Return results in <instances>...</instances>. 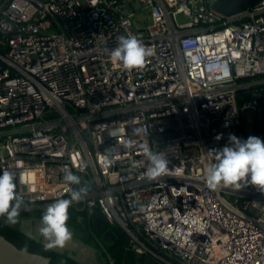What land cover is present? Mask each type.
Instances as JSON below:
<instances>
[{
	"label": "built area",
	"instance_id": "2783aa9c",
	"mask_svg": "<svg viewBox=\"0 0 264 264\" xmlns=\"http://www.w3.org/2000/svg\"><path fill=\"white\" fill-rule=\"evenodd\" d=\"M212 2L0 0V170L18 211L85 188L69 206L152 264H264V192L205 183L242 113L264 109V0L229 18ZM122 35L152 50L142 66L110 56ZM145 143L170 161L152 180Z\"/></svg>",
	"mask_w": 264,
	"mask_h": 264
},
{
	"label": "clouds",
	"instance_id": "9594fccd",
	"mask_svg": "<svg viewBox=\"0 0 264 264\" xmlns=\"http://www.w3.org/2000/svg\"><path fill=\"white\" fill-rule=\"evenodd\" d=\"M151 51L134 35H122L118 45L110 50V56L113 60L121 61L125 67L132 68L142 66ZM227 140L226 144L215 151L214 162L206 166V185L211 189L221 185L240 189L245 184H251L264 192V140L256 135L241 138L234 133H229ZM144 153L150 161L145 173L148 179H156L168 171L170 161L162 154L151 151L147 143L144 145ZM64 180L78 184L80 178L67 171ZM85 191V188L74 189L70 192V198L57 199L45 208L39 231L50 245L62 246L70 239L71 231L66 223L68 207L73 200H79ZM19 204L20 196L13 175L7 169L0 170V215L14 223Z\"/></svg>",
	"mask_w": 264,
	"mask_h": 264
},
{
	"label": "water",
	"instance_id": "95a60500",
	"mask_svg": "<svg viewBox=\"0 0 264 264\" xmlns=\"http://www.w3.org/2000/svg\"><path fill=\"white\" fill-rule=\"evenodd\" d=\"M260 0H213L211 7L222 16L229 18L233 16L240 15L241 13L247 11L254 5H256ZM123 9L128 12H132V7L130 4L126 3L123 5ZM134 16L130 17V22L133 28H138V22L135 21ZM90 217V215H88ZM102 218V217H101ZM105 219H101L104 224ZM41 220L39 218L23 217L19 220L17 224L9 222L3 215H0V222L5 225L17 229L19 232L24 234L27 238L33 240L34 242H39L41 246H44L51 250L52 252L58 254H65L69 259L79 263V264H115L113 259L110 257L108 252H106V258H101L100 261L96 258V249L90 245H85V252L82 254L81 247L73 246L70 242H79L77 237L80 235L77 230L71 231V237L62 246L50 245L48 240L39 231L41 227ZM106 235L112 237L113 234L109 231L105 233ZM86 251H90L87 254ZM82 254V258L79 256ZM92 254V255H91ZM0 264H51L49 259L35 253L29 252L26 248H17L11 242L6 240L0 235Z\"/></svg>",
	"mask_w": 264,
	"mask_h": 264
},
{
	"label": "trees",
	"instance_id": "16d2710c",
	"mask_svg": "<svg viewBox=\"0 0 264 264\" xmlns=\"http://www.w3.org/2000/svg\"><path fill=\"white\" fill-rule=\"evenodd\" d=\"M2 49L0 48V52ZM4 64L0 61V68H3ZM258 76H251L243 78L242 81L246 83H251L256 81ZM254 88V85H251L249 88L238 91V102L240 103L244 98L247 97L248 92ZM263 113L264 119V109L261 111ZM240 130L243 134V138H246L248 135H258V128L255 125L254 129L251 132H247L245 129V122L242 121L240 126ZM44 210H32L29 212L18 211V214L15 218V222L13 224H17L19 220L23 217H32L41 219ZM4 216V215H3ZM86 217L87 214L85 212H81L73 207H68V219L66 221L67 225H72L77 222L79 217ZM5 217V216H4ZM113 230L119 236V241L116 247L110 251V257L113 259L115 264H141L139 258L143 256H137L134 253L127 251L124 249L125 243V234L121 232L118 228L113 227ZM0 235L3 236L6 240L11 242L17 248H26L29 252L42 255L49 259L51 264H79L71 259H69L64 253L58 254L52 252L48 248L41 246L38 242H34L33 240L27 238L24 234L19 232L17 229L11 228L4 223L0 222ZM109 264V263H106Z\"/></svg>",
	"mask_w": 264,
	"mask_h": 264
},
{
	"label": "flooded vegetation",
	"instance_id": "af4514ba",
	"mask_svg": "<svg viewBox=\"0 0 264 264\" xmlns=\"http://www.w3.org/2000/svg\"><path fill=\"white\" fill-rule=\"evenodd\" d=\"M101 219L100 215L91 214L90 217L88 215L86 217L81 216L76 223L68 225V227L72 228V230H77L80 234L77 237L79 242L72 243L69 241V243L73 246L81 247L82 254L86 250L85 245L92 246L96 249L95 255L98 261L102 257L106 258V252L110 255V251L116 247L119 241V236L113 230V227L109 226L105 220L103 224ZM109 231L113 234L112 237L105 234ZM86 253L90 254V251H86ZM82 254L79 256L80 258H82ZM139 260L141 264H152L151 260L146 257H141Z\"/></svg>",
	"mask_w": 264,
	"mask_h": 264
},
{
	"label": "rangeland",
	"instance_id": "374dc122",
	"mask_svg": "<svg viewBox=\"0 0 264 264\" xmlns=\"http://www.w3.org/2000/svg\"><path fill=\"white\" fill-rule=\"evenodd\" d=\"M245 122V129L247 132H251L255 125L258 128V135L262 140H264V119L263 118V113H255L251 110H246L242 113L241 116Z\"/></svg>",
	"mask_w": 264,
	"mask_h": 264
}]
</instances>
